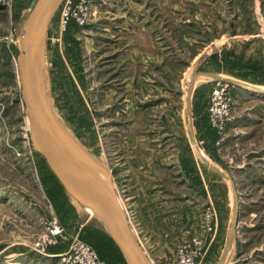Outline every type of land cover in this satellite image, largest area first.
I'll list each match as a JSON object with an SVG mask.
<instances>
[{
    "label": "rangeland",
    "instance_id": "1",
    "mask_svg": "<svg viewBox=\"0 0 264 264\" xmlns=\"http://www.w3.org/2000/svg\"><path fill=\"white\" fill-rule=\"evenodd\" d=\"M33 3L0 0V264H75L69 256L78 241L103 264H128L33 148L16 62ZM66 9L53 15L44 43L56 118L109 166L146 248L135 209L140 186L155 203L164 187L177 196L175 207L196 208L191 232L154 261L199 247L198 264H264V93L228 83L226 101L214 106L220 81L209 75L264 89V0H103L91 4L84 25L73 18L64 27ZM212 108L227 112L222 134ZM189 109L202 155L230 180L200 160Z\"/></svg>",
    "mask_w": 264,
    "mask_h": 264
},
{
    "label": "water",
    "instance_id": "2",
    "mask_svg": "<svg viewBox=\"0 0 264 264\" xmlns=\"http://www.w3.org/2000/svg\"><path fill=\"white\" fill-rule=\"evenodd\" d=\"M64 0H34L19 35L17 68L24 112L29 119L34 150L46 161L69 196L91 211L107 228L118 244L128 264H154L134 233L118 195L116 181L109 166L97 158L57 120L44 84V43L50 21ZM219 81L244 88H257L216 74ZM264 93V90H261ZM190 136L193 135L192 111ZM199 147L197 151L199 152ZM199 156V155H198ZM200 160L210 170L230 178L211 165L201 154ZM238 216L234 214L230 227L231 241Z\"/></svg>",
    "mask_w": 264,
    "mask_h": 264
},
{
    "label": "crops",
    "instance_id": "3",
    "mask_svg": "<svg viewBox=\"0 0 264 264\" xmlns=\"http://www.w3.org/2000/svg\"><path fill=\"white\" fill-rule=\"evenodd\" d=\"M134 178H139L137 172H134L132 179ZM139 189H141L142 194L139 200V208L135 209L137 211V218L141 229L144 230L145 237L149 241V246L146 248L144 243L141 242V244L150 259L154 261L163 256L162 254H159L161 249V251L170 250L169 245L177 240L180 234L184 235L191 232V215L193 214V219H195L196 216L194 209L196 208L175 207L174 203L176 202L175 200L177 199V196L170 194V191H167L164 187L156 191L155 196L158 201L157 203L153 200L154 194L149 195L148 190H143L142 186H140ZM165 191H167V193ZM161 193H163L162 198H160ZM70 199L72 201V198ZM179 202V204H182L186 201L182 202V200H179ZM189 203L190 202L187 200L186 204L188 205ZM194 221L192 225L193 227L196 224ZM233 237L234 235L232 236V241ZM228 239L229 246L232 244L230 229ZM225 260L226 259L224 258L221 264H225Z\"/></svg>",
    "mask_w": 264,
    "mask_h": 264
},
{
    "label": "built area",
    "instance_id": "4",
    "mask_svg": "<svg viewBox=\"0 0 264 264\" xmlns=\"http://www.w3.org/2000/svg\"><path fill=\"white\" fill-rule=\"evenodd\" d=\"M71 2V0H64L61 4V6L66 5L69 8L64 11V14L62 16V23L64 27L73 18H75L79 24L84 25L90 16L91 4H100L101 2H103V0H78V9L77 11L74 10V12L71 10ZM227 89L228 83H223V81H220L217 86L212 90L211 101L214 106L223 104L226 101ZM211 111V120L218 128L220 134H222L224 127L228 121L227 112L225 109L218 110L213 108ZM124 210L126 211L127 216L130 220L127 210ZM52 233L58 234L59 232L52 231ZM72 249L74 252L69 257L75 264H103L100 261L96 251L85 242L78 241ZM74 253L75 255H73ZM200 257V248L197 247L191 250H183L179 254V256H177L173 260H166L164 262H155L153 260L152 261L154 264H198V260L200 259ZM64 260H66V258Z\"/></svg>",
    "mask_w": 264,
    "mask_h": 264
},
{
    "label": "bare ground",
    "instance_id": "5",
    "mask_svg": "<svg viewBox=\"0 0 264 264\" xmlns=\"http://www.w3.org/2000/svg\"><path fill=\"white\" fill-rule=\"evenodd\" d=\"M44 62H45V56H44ZM253 88V87H252ZM257 90H259V91H261V90H264L263 88H256ZM53 109V108H52ZM53 112H54V110H53ZM58 121H59V123L62 125V127L63 128H65L64 127V125L61 123V121L59 120V119H57ZM29 126V125H28ZM66 129V128H65ZM67 130V129H66ZM70 132V131H69ZM71 133V132H70ZM72 134V133H71ZM74 136V135H73ZM75 137V136H74ZM76 138V137H75ZM78 140V139H77ZM79 141V140H78ZM193 145H194V148H195V150H196V152H197V154L200 156L202 153H201V151L199 150V152L197 151V144H196V141L195 142H193ZM92 155H93V153H92ZM96 158V157H95ZM71 197V196H70ZM72 198V197H71ZM74 201H76L74 198H72ZM77 202V201H76ZM78 203V202H77ZM79 204V203H78ZM80 205V204H79ZM91 212V211H90ZM92 213V212H91ZM93 214V213H92ZM94 215V214H93ZM95 216V215H94Z\"/></svg>",
    "mask_w": 264,
    "mask_h": 264
}]
</instances>
